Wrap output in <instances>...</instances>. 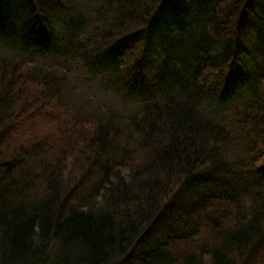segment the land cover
I'll list each match as a JSON object with an SVG mask.
<instances>
[{
	"label": "trees",
	"instance_id": "16d2710c",
	"mask_svg": "<svg viewBox=\"0 0 264 264\" xmlns=\"http://www.w3.org/2000/svg\"><path fill=\"white\" fill-rule=\"evenodd\" d=\"M28 1L0 40V264H264V0Z\"/></svg>",
	"mask_w": 264,
	"mask_h": 264
},
{
	"label": "rangeland",
	"instance_id": "374dc122",
	"mask_svg": "<svg viewBox=\"0 0 264 264\" xmlns=\"http://www.w3.org/2000/svg\"><path fill=\"white\" fill-rule=\"evenodd\" d=\"M29 7H30V3L28 0H0V40H6V38L8 36H11L12 33H16L18 28H22L27 24L25 21H22V23H20V24H19V22L22 19H24V17L26 16V11L29 10ZM25 19H26V17H25ZM159 47L160 46L155 45L152 48L153 49H157V48L161 49ZM163 53L159 52V55L163 54ZM164 60H165V57H164ZM164 60H163V62H164ZM52 61H55L52 64L58 65L57 63L59 60H52ZM64 61L65 60L62 59V61H60V62L63 66L69 67V74L67 73L68 74L67 80H68V91L69 92L73 91V90L76 91V94H78L79 96L84 98L85 101H86V99L87 100L90 99L91 101L94 100V101L90 102V104H92V105H99V103H100V104H102V106L106 107V105H108V106L114 105L115 106L117 104V103H113V102H118L114 98V95L107 94V93L103 92V90L101 89L98 82H95L93 80L89 81L83 72L84 70L80 69L77 66L75 67V66L69 65V61L67 63ZM160 62H162V59L160 61L157 60L156 62H154L155 67L154 66H148L149 65L148 62H146V64H145V65H147V67H146L147 68L146 74L148 75L147 78H149L151 80V82H154V79H156V77H158V75L155 74L156 72L154 69L159 70L158 68H160ZM243 84H244L243 82H241L240 85L238 83H236L234 87L228 88L226 91L225 88L217 85V83H216L212 86V89H213V91H216L219 94V96L217 97V99H218L223 94H225V92H229V91H233V90H235V92H238L240 90V88L243 86ZM123 101L125 102V104H124V102H122L123 107L130 108V109L133 108V110H136L138 107V104H139L137 102L138 100L135 101L134 99L126 98ZM263 178H264V175H263Z\"/></svg>",
	"mask_w": 264,
	"mask_h": 264
}]
</instances>
